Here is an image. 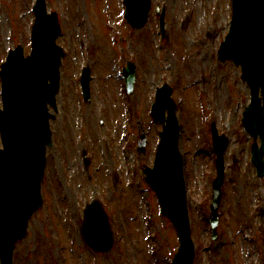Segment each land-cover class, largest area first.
<instances>
[{
  "label": "rangeland",
  "instance_id": "rangeland-1",
  "mask_svg": "<svg viewBox=\"0 0 264 264\" xmlns=\"http://www.w3.org/2000/svg\"><path fill=\"white\" fill-rule=\"evenodd\" d=\"M34 2L0 0V65L18 44L29 53ZM45 3L57 13L62 32L57 44L66 56L49 126L43 205L16 244L11 264H170L177 238L159 216L142 173V166L152 165L159 140L161 126L150 122L149 111L154 90L163 83L172 87L177 106L194 264H264V176L256 177L252 138L241 125L249 89L240 67L217 60L231 0H152L150 19L141 29L124 22L122 0ZM127 61L136 69L131 94L121 78ZM84 66L91 76L88 103L79 84ZM211 124L228 140L214 241L207 223L216 175ZM140 134L146 137L141 153ZM93 199L104 205L114 232L106 256L93 255L83 240L82 209Z\"/></svg>",
  "mask_w": 264,
  "mask_h": 264
},
{
  "label": "water",
  "instance_id": "water-1",
  "mask_svg": "<svg viewBox=\"0 0 264 264\" xmlns=\"http://www.w3.org/2000/svg\"><path fill=\"white\" fill-rule=\"evenodd\" d=\"M125 19L134 29L148 20L150 0H124ZM32 50L24 58L22 46L10 51L1 66L3 110L0 111V261L11 264L16 242L27 234V222L40 209V186L45 168L46 147L51 145L48 105L54 110L59 90L60 57L62 49L54 43L60 33L56 13L46 12L44 0L33 8ZM163 25V13L161 15ZM229 33L219 49L221 61L231 59L242 68L247 81L251 103L243 113V128L253 137L260 136L261 145H252V163L258 177L264 173V0H232V19ZM128 92L133 90L135 70L128 63L123 70ZM85 101H89V69L80 78ZM261 89L262 99L258 96ZM171 88H158L152 105L153 122L163 124L160 142L152 169L143 168L145 181L157 193L161 214L175 227L179 246L172 264H192L194 247L182 175V160L178 150L179 127L176 107L170 98ZM261 102L263 103L261 105ZM167 110V117H165ZM218 137L212 127L213 147L217 154V177L213 182L210 223L216 237L217 210L223 181L222 155L227 139ZM143 136L139 141L143 149ZM83 233L86 244L98 253L111 250L112 235L108 216L94 200L84 210Z\"/></svg>",
  "mask_w": 264,
  "mask_h": 264
},
{
  "label": "bare ground",
  "instance_id": "bare-ground-1",
  "mask_svg": "<svg viewBox=\"0 0 264 264\" xmlns=\"http://www.w3.org/2000/svg\"><path fill=\"white\" fill-rule=\"evenodd\" d=\"M205 63H206V62H205ZM217 84H218V83H217ZM215 94L217 95V100H218L219 98H221V96L223 95V92L221 93V88L218 89V91H216Z\"/></svg>",
  "mask_w": 264,
  "mask_h": 264
}]
</instances>
